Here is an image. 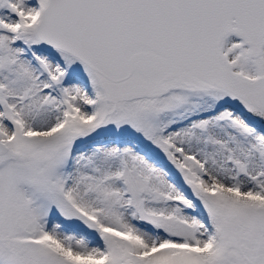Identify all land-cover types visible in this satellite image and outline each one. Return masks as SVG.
Masks as SVG:
<instances>
[{"label": "snow or ice", "instance_id": "6c2138e0", "mask_svg": "<svg viewBox=\"0 0 264 264\" xmlns=\"http://www.w3.org/2000/svg\"><path fill=\"white\" fill-rule=\"evenodd\" d=\"M0 264H264V0H0Z\"/></svg>", "mask_w": 264, "mask_h": 264}]
</instances>
